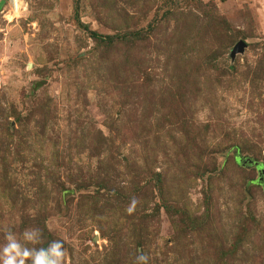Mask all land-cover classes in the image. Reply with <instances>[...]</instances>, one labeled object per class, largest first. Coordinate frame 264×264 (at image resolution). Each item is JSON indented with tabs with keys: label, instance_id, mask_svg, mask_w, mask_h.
<instances>
[{
	"label": "rangeland",
	"instance_id": "374dc122",
	"mask_svg": "<svg viewBox=\"0 0 264 264\" xmlns=\"http://www.w3.org/2000/svg\"><path fill=\"white\" fill-rule=\"evenodd\" d=\"M262 170L264 0H0V246L264 264Z\"/></svg>",
	"mask_w": 264,
	"mask_h": 264
},
{
	"label": "clouds",
	"instance_id": "9594fccd",
	"mask_svg": "<svg viewBox=\"0 0 264 264\" xmlns=\"http://www.w3.org/2000/svg\"><path fill=\"white\" fill-rule=\"evenodd\" d=\"M137 204L138 200L133 197L126 211L132 214ZM43 243V230L39 227L26 228L20 238L11 228L5 227L4 243L0 246V264H65L68 252L64 240L56 239L48 242L46 247H37ZM148 260V255L139 254L135 264H148Z\"/></svg>",
	"mask_w": 264,
	"mask_h": 264
},
{
	"label": "water",
	"instance_id": "95a60500",
	"mask_svg": "<svg viewBox=\"0 0 264 264\" xmlns=\"http://www.w3.org/2000/svg\"><path fill=\"white\" fill-rule=\"evenodd\" d=\"M246 47H247L246 44L244 42H241L235 47L234 52L235 53L243 52ZM262 173L264 174V170H262Z\"/></svg>",
	"mask_w": 264,
	"mask_h": 264
},
{
	"label": "trees",
	"instance_id": "16d2710c",
	"mask_svg": "<svg viewBox=\"0 0 264 264\" xmlns=\"http://www.w3.org/2000/svg\"><path fill=\"white\" fill-rule=\"evenodd\" d=\"M93 35L101 40H105V41H112L111 37H103V36H100L99 34L97 33H93Z\"/></svg>",
	"mask_w": 264,
	"mask_h": 264
}]
</instances>
